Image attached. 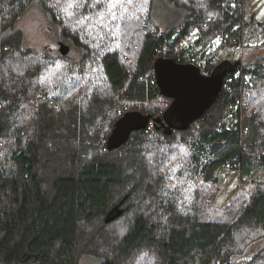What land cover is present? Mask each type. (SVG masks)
Returning <instances> with one entry per match:
<instances>
[{"label":"trees","instance_id":"16d2710c","mask_svg":"<svg viewBox=\"0 0 264 264\" xmlns=\"http://www.w3.org/2000/svg\"><path fill=\"white\" fill-rule=\"evenodd\" d=\"M167 1L180 17L162 31L156 0H0V264H264V183L235 220L197 203L218 168L264 167V57L235 65L186 131L151 123L107 149L126 113L164 117L159 57L210 75L249 39L247 0ZM34 3L77 61L25 47L17 22Z\"/></svg>","mask_w":264,"mask_h":264},{"label":"rangeland","instance_id":"374dc122","mask_svg":"<svg viewBox=\"0 0 264 264\" xmlns=\"http://www.w3.org/2000/svg\"><path fill=\"white\" fill-rule=\"evenodd\" d=\"M247 17L252 20L253 27L249 28V39H245L243 50L238 59H227L230 61L239 62L246 65L257 59L264 57V0H247L246 1ZM179 12L176 11L167 0H156L155 10L153 14L154 22L162 31L178 24ZM17 28L23 32L25 47L40 54H49L58 56L60 52V43L67 45L70 48L69 57L77 61L80 57L79 50L70 45L67 41L62 40V31L48 17L39 3H34L19 19ZM185 42L187 47L192 43V40ZM215 63L220 62L225 58V54L217 52ZM216 176L219 178V183L209 184L203 183L202 179L198 183L197 203L202 205L201 214L206 221H221L227 216L229 220H235L242 206L247 204L251 199L252 194L257 189V182L264 183V167H256L254 171L244 176L243 180L240 177V171L231 170L226 167H220L216 171ZM255 181V182H253ZM224 213L225 217L215 218L216 213ZM79 264H102V260L94 257H84Z\"/></svg>","mask_w":264,"mask_h":264},{"label":"water","instance_id":"95a60500","mask_svg":"<svg viewBox=\"0 0 264 264\" xmlns=\"http://www.w3.org/2000/svg\"><path fill=\"white\" fill-rule=\"evenodd\" d=\"M70 48L60 43L63 56L69 55ZM239 62L227 60L210 75L203 74L201 68L193 63L182 64L173 59L159 57L153 65V74L162 97L171 99L163 118L153 120L150 115L131 111L121 117L114 125L107 140V149L115 150L131 139L136 131L146 130L153 124L186 131L193 123L202 118L217 102L221 95L227 74L235 72ZM124 213L120 205L108 215L106 222Z\"/></svg>","mask_w":264,"mask_h":264},{"label":"snow or ice","instance_id":"6c2138e0","mask_svg":"<svg viewBox=\"0 0 264 264\" xmlns=\"http://www.w3.org/2000/svg\"><path fill=\"white\" fill-rule=\"evenodd\" d=\"M59 2H60V0H56V3H57V4H58ZM83 2L86 3L87 0H83ZM129 2H131V0H129ZM52 6H55V5H52ZM115 6H116V4L114 3V4H113V8H115ZM69 15H71V13H69ZM112 18H113V19L116 18L114 12L112 13Z\"/></svg>","mask_w":264,"mask_h":264},{"label":"built area","instance_id":"2783aa9c","mask_svg":"<svg viewBox=\"0 0 264 264\" xmlns=\"http://www.w3.org/2000/svg\"><path fill=\"white\" fill-rule=\"evenodd\" d=\"M224 87H228V85H224Z\"/></svg>","mask_w":264,"mask_h":264}]
</instances>
